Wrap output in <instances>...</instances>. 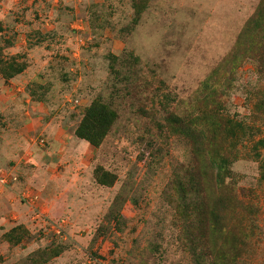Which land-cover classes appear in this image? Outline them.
<instances>
[{"label":"rangeland","instance_id":"rangeland-1","mask_svg":"<svg viewBox=\"0 0 264 264\" xmlns=\"http://www.w3.org/2000/svg\"><path fill=\"white\" fill-rule=\"evenodd\" d=\"M262 6L0 0V264H264Z\"/></svg>","mask_w":264,"mask_h":264},{"label":"trees","instance_id":"trees-1","mask_svg":"<svg viewBox=\"0 0 264 264\" xmlns=\"http://www.w3.org/2000/svg\"><path fill=\"white\" fill-rule=\"evenodd\" d=\"M263 23H264V6L260 8V17L259 19H256L253 22V27L251 29L256 28L259 30L263 28L262 26ZM248 41H252L254 46H256L258 43L264 46V42H261L259 38H248ZM260 61L264 62V57H262ZM114 121H115V114L112 111H110L103 104L102 105L96 104L88 110L85 117L82 119L78 128L76 129V134L79 138L86 140L91 145L97 147L102 143L103 139L106 137ZM170 123L174 124V121L172 122L170 120ZM193 128H194L193 124L185 125L182 123L179 126L181 132L182 133L186 132L187 134H189L191 130L194 131ZM226 172H228V170L223 165L217 168L218 180L221 184H225V180L227 179V177L225 176ZM109 175L110 174L105 175L106 180L102 183L107 186H112L116 181V177ZM200 177L201 176L199 175L197 177L194 175L195 178L194 181L196 182V180L199 179ZM194 181L191 178V185L194 183ZM199 185L200 183L196 187L198 188Z\"/></svg>","mask_w":264,"mask_h":264}]
</instances>
